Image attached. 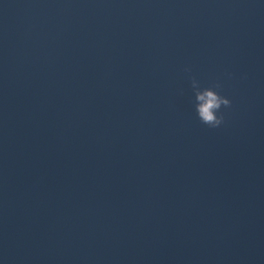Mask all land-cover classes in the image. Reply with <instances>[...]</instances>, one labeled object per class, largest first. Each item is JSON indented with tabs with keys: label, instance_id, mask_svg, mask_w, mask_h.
Returning a JSON list of instances; mask_svg holds the SVG:
<instances>
[{
	"label": "water",
	"instance_id": "water-1",
	"mask_svg": "<svg viewBox=\"0 0 264 264\" xmlns=\"http://www.w3.org/2000/svg\"><path fill=\"white\" fill-rule=\"evenodd\" d=\"M0 260L264 264V3L0 0Z\"/></svg>",
	"mask_w": 264,
	"mask_h": 264
},
{
	"label": "clouds",
	"instance_id": "clouds-1",
	"mask_svg": "<svg viewBox=\"0 0 264 264\" xmlns=\"http://www.w3.org/2000/svg\"><path fill=\"white\" fill-rule=\"evenodd\" d=\"M261 3H264V0H261ZM184 71L190 74L191 69L185 67ZM227 75L230 77L231 73ZM188 80L192 93L190 103L196 118L201 124L212 129L222 126L224 123L222 109L228 108L231 101L226 96L220 94L218 91L220 87L219 83L203 87L200 81L191 75L188 76ZM0 264H3L2 260H0Z\"/></svg>",
	"mask_w": 264,
	"mask_h": 264
}]
</instances>
